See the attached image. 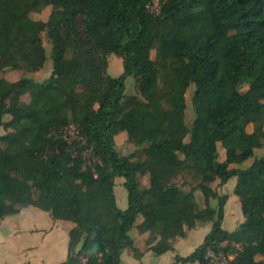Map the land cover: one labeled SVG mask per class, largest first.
<instances>
[{
    "label": "trees",
    "instance_id": "1",
    "mask_svg": "<svg viewBox=\"0 0 264 264\" xmlns=\"http://www.w3.org/2000/svg\"><path fill=\"white\" fill-rule=\"evenodd\" d=\"M151 1L0 0V70L41 69L42 33L52 62L42 81L0 78V219L32 205L72 221L68 255L59 264H82L81 257L84 264H122L124 248L137 250L133 226L159 237L149 247L159 255L204 222L211 227L201 244L175 261L207 264L206 251L214 249L233 253L230 264H264V154L244 169L232 166L263 145L264 0H157V13L146 7ZM47 5L46 20L31 17ZM10 49L15 62L5 56ZM110 54L122 59L118 76L106 71ZM128 76L132 95L124 93ZM69 125L84 138L81 146L63 137ZM117 130L137 146L131 153L116 150ZM73 144L99 162L84 167ZM145 174L148 186L140 182ZM234 176L243 220L228 231L222 226L228 195L211 183ZM117 177L127 192L125 209L116 205Z\"/></svg>",
    "mask_w": 264,
    "mask_h": 264
},
{
    "label": "crops",
    "instance_id": "2",
    "mask_svg": "<svg viewBox=\"0 0 264 264\" xmlns=\"http://www.w3.org/2000/svg\"><path fill=\"white\" fill-rule=\"evenodd\" d=\"M122 134H120L121 136ZM116 144V143H115ZM224 159V158H223ZM143 186H148V174L142 175ZM119 179V180H118ZM115 178L114 195L116 205L120 209L127 207V192L121 187L123 179ZM147 182H146V180ZM118 182V185H117ZM185 189H187L185 187ZM195 196L196 191L194 192ZM228 199L224 206V218L222 226L228 214ZM240 202L239 198H234ZM213 203V202H211ZM235 217V216H234ZM230 212V222L237 221ZM142 220L138 215L136 223ZM243 220V215L235 223L234 229ZM75 224L69 220L53 219L48 211L41 210L35 206L28 205L18 212L6 215L0 219V264H21L30 262L32 264H59L68 255L69 230ZM211 222L197 223L196 226L186 229L182 237L174 240L173 249L154 256L149 247L158 240V236H152L149 231L140 233L137 229L136 239L133 238L136 251L124 248L120 254L122 264H199L198 262H178L175 256H186L191 253L208 233ZM232 229V230H234ZM227 230V229H226ZM228 230V231H232ZM150 239V243L146 240ZM82 240L75 244V251L80 249ZM156 255V254H155ZM85 258L81 257L82 264Z\"/></svg>",
    "mask_w": 264,
    "mask_h": 264
},
{
    "label": "rangeland",
    "instance_id": "3",
    "mask_svg": "<svg viewBox=\"0 0 264 264\" xmlns=\"http://www.w3.org/2000/svg\"><path fill=\"white\" fill-rule=\"evenodd\" d=\"M51 10V6L47 5L44 6L43 8H41V10L37 11V12H32L30 13L31 17L34 19H41V20H46L48 18V15L50 13ZM13 18L18 20V14L17 13H13ZM203 37H205L206 35H202ZM179 37L181 39H187V35L182 31L179 33ZM41 38H42V46L41 48H39L37 50L39 55H42L45 57V62L43 64V67L41 69H39L36 72H27L23 69H12V68H5L3 70H0V78H4L6 80H17L20 77L23 76H30L33 77L35 80L37 81H42L44 79H46L50 73H51V68H52V62L49 58V53H50V48L51 45L47 40V37L45 35V33L41 34ZM5 56L10 59L11 61L15 62L16 61V51L14 49H10L8 51H6ZM154 56V51H151V57ZM222 67H225L226 63L222 62ZM123 70V66H122V59L121 57L115 56L113 54H110L108 56V65H107V73L111 76H118ZM125 89H124V93L126 95H132L136 93L135 90V82H134V77L132 76H128L125 80ZM247 88L246 85H243L242 90H245ZM194 90V86L190 85L189 88L186 91V104H187V108L185 111V120L187 122L188 125L191 124V121L193 119V113L191 110V102H190V97L191 94ZM87 93H82L80 94V97L83 98L85 96H87ZM22 100H24L25 102H30V96L29 94H24L22 97ZM31 108H35L36 103L35 101H32L30 104ZM6 119L9 118V116L5 117ZM246 129L248 131H251L253 129V125L252 124H248ZM5 132V130L0 127V134H3ZM63 137L68 141V142H81L80 146L84 143V138L79 134L78 129L74 126V125H69L67 127H65L62 131ZM120 134H122L120 136ZM114 139H115V148L118 151V153L120 154H129L131 153L137 146H135V144L129 140L128 135L126 130H117L114 134ZM263 141V145L254 148V154L253 156L249 157L248 159H246L244 162L242 163H238V164H232V166L234 167H238L241 169H244L246 167H248L252 161L257 158L260 157L261 155L264 154V139ZM79 146H76V144L72 145V151L75 155L77 154H81L83 160H84V167H91L93 168L94 164L99 162V159L97 157H95L90 150L88 149H84V150H79ZM224 158V149L221 147L220 143H218V159L220 161H222ZM118 178H122L123 177H117ZM119 180V179H118ZM146 180V179H145ZM142 181H143V177H140V182L142 185ZM147 182V180H146ZM236 183V177H231L228 181H226L225 183H220L218 179H216L214 182L211 183V186L219 193V194H227L230 195V198L228 200V204H227V208H228V214L227 217L225 219V224L224 227L227 230H232L234 229V225L235 223L240 219V215H242V211H241V206H240V202H236L234 200V198H237V195L234 194L233 189ZM118 185V182H117ZM143 186V185H142ZM121 187L124 190V186L123 184L121 185ZM186 188L188 189L189 186L186 185ZM196 196H195V200L197 201L199 206H203V198L201 196V193L199 192V190H196ZM214 204L215 200L212 201ZM230 212L232 213V217L236 218L237 221H229L230 220ZM129 234L132 238L136 239V228L135 226H133L130 231ZM154 256H157L154 254Z\"/></svg>",
    "mask_w": 264,
    "mask_h": 264
},
{
    "label": "built area",
    "instance_id": "4",
    "mask_svg": "<svg viewBox=\"0 0 264 264\" xmlns=\"http://www.w3.org/2000/svg\"><path fill=\"white\" fill-rule=\"evenodd\" d=\"M150 12L157 13L159 10V4L157 0H152L146 5ZM233 258V253L216 251L214 249H208L205 254L207 264H230V260Z\"/></svg>",
    "mask_w": 264,
    "mask_h": 264
},
{
    "label": "water",
    "instance_id": "5",
    "mask_svg": "<svg viewBox=\"0 0 264 264\" xmlns=\"http://www.w3.org/2000/svg\"><path fill=\"white\" fill-rule=\"evenodd\" d=\"M75 244H76V243H74L73 246H72V252L75 251Z\"/></svg>",
    "mask_w": 264,
    "mask_h": 264
}]
</instances>
